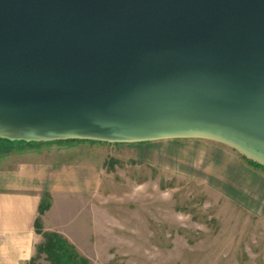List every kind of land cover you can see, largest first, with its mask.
<instances>
[{"label": "water", "instance_id": "1", "mask_svg": "<svg viewBox=\"0 0 264 264\" xmlns=\"http://www.w3.org/2000/svg\"><path fill=\"white\" fill-rule=\"evenodd\" d=\"M0 139H204L264 166V0H0Z\"/></svg>", "mask_w": 264, "mask_h": 264}, {"label": "rangeland", "instance_id": "2", "mask_svg": "<svg viewBox=\"0 0 264 264\" xmlns=\"http://www.w3.org/2000/svg\"><path fill=\"white\" fill-rule=\"evenodd\" d=\"M21 166L69 174L38 183L36 251L55 235L86 264H264V166L226 145L0 140L1 180Z\"/></svg>", "mask_w": 264, "mask_h": 264}, {"label": "crops", "instance_id": "3", "mask_svg": "<svg viewBox=\"0 0 264 264\" xmlns=\"http://www.w3.org/2000/svg\"><path fill=\"white\" fill-rule=\"evenodd\" d=\"M65 172L68 171L46 173L21 166L4 180L0 176V264H28L34 256L39 241L35 222L43 190L38 183L49 177L57 184L69 186V174Z\"/></svg>", "mask_w": 264, "mask_h": 264}, {"label": "trees", "instance_id": "4", "mask_svg": "<svg viewBox=\"0 0 264 264\" xmlns=\"http://www.w3.org/2000/svg\"><path fill=\"white\" fill-rule=\"evenodd\" d=\"M47 207L48 206L42 205L41 203L38 213L41 214V212L46 210ZM52 237L54 238V241H56V244L38 246L36 257L32 258L29 264H34L35 259L38 258L40 253H47L49 255L48 260L50 261V264H86L76 258L72 247L65 245L61 242V239L55 235Z\"/></svg>", "mask_w": 264, "mask_h": 264}]
</instances>
